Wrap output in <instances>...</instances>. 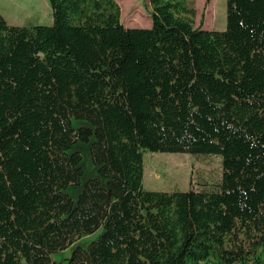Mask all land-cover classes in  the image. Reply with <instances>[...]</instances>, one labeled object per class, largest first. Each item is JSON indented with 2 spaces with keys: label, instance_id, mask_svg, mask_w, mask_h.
I'll use <instances>...</instances> for the list:
<instances>
[{
  "label": "trees",
  "instance_id": "trees-1",
  "mask_svg": "<svg viewBox=\"0 0 264 264\" xmlns=\"http://www.w3.org/2000/svg\"><path fill=\"white\" fill-rule=\"evenodd\" d=\"M48 1L51 25L0 14V264H264V0H227L225 30L184 0H150L149 28ZM79 142L99 177L74 199ZM149 152L219 156L221 178L147 190Z\"/></svg>",
  "mask_w": 264,
  "mask_h": 264
},
{
  "label": "rangeland",
  "instance_id": "rangeland-1",
  "mask_svg": "<svg viewBox=\"0 0 264 264\" xmlns=\"http://www.w3.org/2000/svg\"><path fill=\"white\" fill-rule=\"evenodd\" d=\"M121 7V20L127 28H149L152 24L148 4L150 0H116ZM193 10L189 19L195 27L202 24L207 30H225L227 0H184ZM0 14L9 24L18 26L51 25L52 10L48 0H0ZM203 20V22H202ZM73 127L88 126L85 120H73ZM90 143H77L83 170L80 185L70 186L67 193L77 199L87 180L98 176V169L91 161ZM221 158L216 155H191L186 153H146L144 155V188L153 191H187L209 188L221 178ZM102 184L105 180L101 179ZM103 233L101 227L95 233L82 238L76 244L96 241ZM74 244V246L76 245ZM72 249L51 255L52 260L65 264L72 255Z\"/></svg>",
  "mask_w": 264,
  "mask_h": 264
}]
</instances>
